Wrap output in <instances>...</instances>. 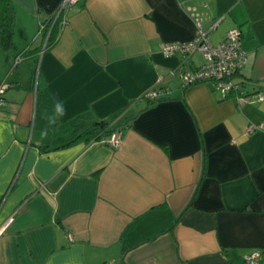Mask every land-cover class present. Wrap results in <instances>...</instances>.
<instances>
[{"label":"crops","instance_id":"crops-1","mask_svg":"<svg viewBox=\"0 0 264 264\" xmlns=\"http://www.w3.org/2000/svg\"><path fill=\"white\" fill-rule=\"evenodd\" d=\"M62 1L0 0V19L6 4L14 14L0 48V264H247L253 251L264 264V100L184 89L183 56L161 51L197 22L213 45L238 28L239 76L264 95V0H84L46 47L40 25ZM101 122L118 147L95 140Z\"/></svg>","mask_w":264,"mask_h":264},{"label":"built area","instance_id":"built-area-1","mask_svg":"<svg viewBox=\"0 0 264 264\" xmlns=\"http://www.w3.org/2000/svg\"><path fill=\"white\" fill-rule=\"evenodd\" d=\"M82 0H63L56 14V19L61 17V25L66 24L67 10ZM213 27L210 28V30ZM209 30L196 23L194 37L187 42L169 43L162 46L164 56L181 54L190 57L200 54L203 63L194 71L179 72V78L183 87H189L199 82L212 83L222 98H234L240 103L262 102L264 95L260 91H247V83L240 78V71L246 62V53L241 49V31L238 28L230 29L225 38L218 44L213 45L208 37ZM21 61L20 57L13 60V67ZM8 85L0 86V107L3 104V95ZM158 91L154 88L149 90L145 96L150 100L158 97ZM251 130V127L250 129ZM107 143L112 147H118L121 143L119 133H113ZM12 218L8 219L11 222ZM1 233V232H0ZM261 251H253L244 257L247 264H260Z\"/></svg>","mask_w":264,"mask_h":264},{"label":"trees","instance_id":"trees-1","mask_svg":"<svg viewBox=\"0 0 264 264\" xmlns=\"http://www.w3.org/2000/svg\"><path fill=\"white\" fill-rule=\"evenodd\" d=\"M83 2H84V0H82L80 2V4H83ZM56 14H57V12L49 20H47L46 22L41 23V25H40V30H39L40 32L39 33L42 34L43 39L47 38L46 47L52 46L55 43V41H56V39L58 38V35H59L58 31H59V28L61 26L60 25L61 17L59 16L57 19H55L56 18ZM13 29H14V14H13V11L11 10L10 6H8V4H6L5 14H4L3 18L0 19V48L2 50L6 51V52L8 50H10L11 47H12ZM209 31H210V29H209ZM30 52L31 51L26 49V50L22 51L20 54H18L16 57H20L21 61H22V60H24L25 58H27L29 56ZM194 55H200V54H194ZM194 55H192V56H194ZM192 56H190V57L183 56L184 63L177 70H175L174 75H177L179 77V72L194 71L197 67L200 66L199 65V66L195 67L192 70H188V69H186L184 67L186 61L191 60ZM201 58H202V56H201ZM202 61H203V58H202ZM180 81H181V79H180ZM38 82H39V79H37V84H36L37 88H38ZM199 83H209V82H199ZM199 83H196L194 85H197ZM183 88L185 89V88H188V87H183ZM155 89L159 92L158 95H160L162 93V88H155ZM147 99H149V98H147ZM117 128L118 127H113L112 129H110L108 127V124H106L105 122L95 123L92 126V130L94 132L99 130L98 131L99 133L95 137V140H102V137H101L100 133H107V134H111V135L113 133H119Z\"/></svg>","mask_w":264,"mask_h":264},{"label":"clouds","instance_id":"clouds-1","mask_svg":"<svg viewBox=\"0 0 264 264\" xmlns=\"http://www.w3.org/2000/svg\"><path fill=\"white\" fill-rule=\"evenodd\" d=\"M56 111L60 114H62L63 110L62 107L60 105H57Z\"/></svg>","mask_w":264,"mask_h":264}]
</instances>
